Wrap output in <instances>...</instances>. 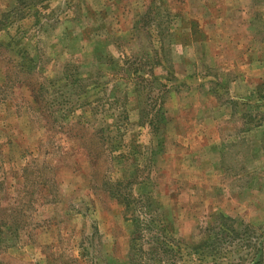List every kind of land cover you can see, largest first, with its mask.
Returning a JSON list of instances; mask_svg holds the SVG:
<instances>
[{
    "label": "rangeland",
    "instance_id": "1",
    "mask_svg": "<svg viewBox=\"0 0 264 264\" xmlns=\"http://www.w3.org/2000/svg\"><path fill=\"white\" fill-rule=\"evenodd\" d=\"M0 264H264V0H0Z\"/></svg>",
    "mask_w": 264,
    "mask_h": 264
}]
</instances>
